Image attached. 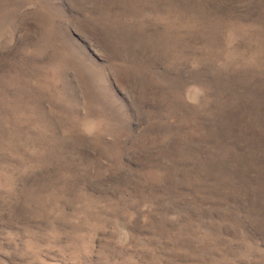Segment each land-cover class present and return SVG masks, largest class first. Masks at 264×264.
Here are the masks:
<instances>
[{
	"label": "rangeland",
	"instance_id": "1",
	"mask_svg": "<svg viewBox=\"0 0 264 264\" xmlns=\"http://www.w3.org/2000/svg\"><path fill=\"white\" fill-rule=\"evenodd\" d=\"M0 264H264V0H0Z\"/></svg>",
	"mask_w": 264,
	"mask_h": 264
}]
</instances>
